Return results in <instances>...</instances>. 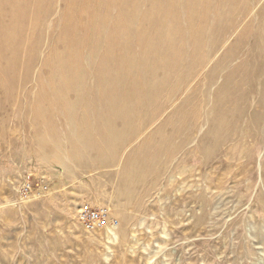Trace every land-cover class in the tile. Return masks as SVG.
Returning <instances> with one entry per match:
<instances>
[{
	"label": "rangeland",
	"instance_id": "rangeland-1",
	"mask_svg": "<svg viewBox=\"0 0 264 264\" xmlns=\"http://www.w3.org/2000/svg\"><path fill=\"white\" fill-rule=\"evenodd\" d=\"M149 1L0 0L4 79L0 264H264V189L259 180V174L264 175V116L251 122L252 96L242 105L247 116L243 114L236 127L231 125L227 140L218 146L210 138L199 142L202 128L176 130L179 120L175 117V108L187 91L194 86L205 88L203 72L220 55L232 50L231 62L245 56L254 43L252 35L262 28L264 0H160L162 10L157 18L146 20L137 14L123 19L121 7L142 11ZM189 6L197 9V19L188 13ZM126 21L132 26L128 28L132 38L118 34L119 48L126 45L137 54L136 28H153L158 22L161 28L149 30L145 42L154 34L176 31L181 33L174 44L177 51L187 54L199 40L206 49L217 48L218 56L210 62L200 61L197 68L201 71L188 90L164 103L161 115L150 117L137 134L123 131L110 166L96 170L78 166L69 156L68 138L73 129L67 110L51 97L58 88L55 79L71 68H91L86 56L94 40L102 32L120 33ZM195 28L199 30L196 38L192 37ZM103 55L101 65L111 59V54ZM119 70L115 65L114 72ZM137 70L143 74L144 69ZM94 78L92 73L85 74L86 86L102 97L106 87L96 89ZM91 102L93 106L101 103L98 98ZM184 102L189 105L191 98ZM148 112L147 107L140 114ZM194 114L197 120L204 116L199 110ZM87 118L94 119L92 115ZM181 131L183 138L178 136ZM82 132L91 138L98 136L94 129ZM46 134L56 146L44 144ZM130 135L136 137L128 139ZM161 136L169 137L176 148L170 154L159 148L151 166L149 152ZM146 138L149 143L142 144ZM127 157L150 168V173L140 167L124 175ZM28 179L48 183V191L21 198L19 186ZM127 181L139 184L135 188L140 189H126ZM199 195L211 199L209 205L200 204ZM83 201L111 209L119 220L112 228L113 236L107 237L106 228L87 231L77 223L76 212Z\"/></svg>",
	"mask_w": 264,
	"mask_h": 264
},
{
	"label": "bare ground",
	"instance_id": "bare-ground-1",
	"mask_svg": "<svg viewBox=\"0 0 264 264\" xmlns=\"http://www.w3.org/2000/svg\"><path fill=\"white\" fill-rule=\"evenodd\" d=\"M159 1L160 0H150L148 4H146L147 9L144 8L142 11L141 9L138 10L139 8L137 10H129L128 8L124 10L122 7L120 11L125 12L123 19L134 18V15L139 14L143 15L146 20H152L157 18L162 10L160 7L161 5L159 6L162 1ZM190 4L192 5V3ZM189 7L190 8H187L188 13L190 12L191 16H194V18L198 17L197 9L194 6ZM179 8L181 9V7ZM128 24L129 21H126L120 33H100L99 38L101 37L103 39L97 38L94 40L92 47L87 52V62L91 65V68L82 65L76 69L71 68L70 72L65 74H58V79H55V82H58V88L51 94V97L57 100L59 107L67 110V120L72 123L73 136L68 138V145L71 147L69 148L72 149L69 152L71 160L77 161V165L79 164L83 167L90 165L93 170L110 166V162L116 157V148L118 144L122 142L120 135L123 131L129 129L128 134H137L142 130L141 127L149 121L150 117L154 115L157 116L160 110L164 109V103L169 101L172 102L174 99L176 100L178 94L188 90L187 86H189L192 80L197 78V75H199L197 73L201 71V69L197 68L198 63L205 59L206 62L212 61L217 50L215 47L214 49H211L212 47L206 49L199 40H196L193 45H189V52L183 54L181 51H177L174 45L176 38L181 34L179 32L176 33V31H170L165 35L154 34L148 42H145L149 30L154 31L161 28V23L157 22L155 23L156 25H153V28H136L137 33L135 32L133 36L139 38L135 46L138 50L137 55L135 52L130 51L126 45L122 48L116 45L118 34H121L124 38L131 41L132 36L129 34V29L132 30V26L129 27L130 24ZM262 24L261 30L252 35L254 43L250 47L246 46L248 48L245 52V56L239 59L236 58L237 60L235 62H231L230 59L233 56V51L225 50L226 52L220 55L219 59L216 60L206 72H203L205 88L200 89L199 86H194L187 91L188 94L181 102V106L179 105L177 109L175 108L177 114H175V117L179 120L176 122V130L193 128L192 130L194 131V129L202 128L199 142L210 138L213 146H218L223 141L227 140V133L230 131L231 125L233 128L234 126L236 127V124L239 123V120L243 117L242 115L245 114V109L243 107L246 105L245 102L247 101V97L252 96L254 103V108L250 111L251 122L256 123L260 117L264 116V22H262ZM155 26L156 29H154ZM192 34L194 35L192 37L196 38L199 35V30L195 28ZM152 41L153 45L151 46ZM154 42L157 45H154ZM1 49L2 43L0 41V115L4 94ZM104 52L106 55L111 54V59L109 62H104L105 64L101 65V61L99 60L104 56ZM115 65L120 66V70L117 72H114ZM97 66L100 67L95 71L94 68ZM138 68L144 69L143 74L139 75L137 73ZM88 73L95 75L94 82L96 84V89L102 85L106 87V92L102 97L101 95L98 96L97 93H92L93 87L88 89L89 87L86 86L85 74ZM189 97L191 98V103L188 105L185 104L186 102L184 101ZM96 98L101 101L99 106H93L91 104V101ZM184 106L187 108H184ZM147 107L149 108V114L147 113L148 115L144 114L141 116L140 112L143 108ZM195 110L203 112L204 116L202 118L200 117L198 120L195 119ZM88 115H92L94 119L89 120L87 118ZM166 118L168 119V115ZM167 119L166 121L171 118ZM1 125L0 119V141L1 137L3 138ZM251 128L254 129L255 127L252 126ZM91 129L97 131V137L91 138L82 132H89ZM183 134L184 131L178 136L183 138ZM152 135L153 133L151 132V136ZM164 136L163 138L161 136V139L157 141L159 142V144L157 143L158 146H155V148H152L149 152L152 157L149 160L151 166L155 164L153 157L158 156L160 151L159 148L167 149V153L169 154L175 151L176 145L170 144L169 137ZM174 136L172 135V138ZM178 136L176 137L178 138ZM134 137H136V135H130L127 138L131 139ZM185 139H182V141H185ZM43 140L45 141L44 144H51L47 134L43 135ZM182 141L180 140L179 142ZM186 142L187 141H185V143ZM147 143H149V140L146 138L143 140L142 144ZM51 146L54 147L56 145L51 144ZM129 157H127L128 159L124 167V175H132V173H135L140 167L145 174L150 170V168L138 165L135 158L132 159L131 157L129 160ZM64 170L66 169L64 168ZM149 173L150 172L147 174ZM259 175L260 187L264 189V175L262 173ZM125 184L126 189L130 191L139 185L137 184L136 186V183L132 181H127ZM138 189L140 188L138 187ZM197 200H199L202 205H209L211 201V199H206L203 195H199ZM256 202L260 201L256 199ZM252 215L253 217L255 216L253 212ZM98 230L100 231L101 229ZM106 232L108 238L114 234L111 227H106Z\"/></svg>",
	"mask_w": 264,
	"mask_h": 264
},
{
	"label": "built area",
	"instance_id": "built-area-1",
	"mask_svg": "<svg viewBox=\"0 0 264 264\" xmlns=\"http://www.w3.org/2000/svg\"><path fill=\"white\" fill-rule=\"evenodd\" d=\"M49 184L36 179H28L19 186V196L28 198L38 196L48 191ZM77 223L87 231L103 229L106 227L114 228L119 224L118 218L112 213L111 209L105 205H97L90 201H83L77 209Z\"/></svg>",
	"mask_w": 264,
	"mask_h": 264
},
{
	"label": "crops",
	"instance_id": "crops-1",
	"mask_svg": "<svg viewBox=\"0 0 264 264\" xmlns=\"http://www.w3.org/2000/svg\"><path fill=\"white\" fill-rule=\"evenodd\" d=\"M95 202V201H94Z\"/></svg>",
	"mask_w": 264,
	"mask_h": 264
}]
</instances>
